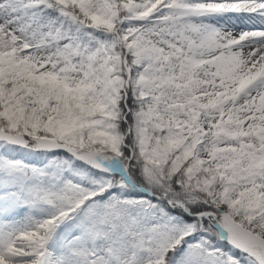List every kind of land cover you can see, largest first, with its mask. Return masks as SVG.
Wrapping results in <instances>:
<instances>
[{"label": "snow or ice", "instance_id": "6c2138e0", "mask_svg": "<svg viewBox=\"0 0 264 264\" xmlns=\"http://www.w3.org/2000/svg\"><path fill=\"white\" fill-rule=\"evenodd\" d=\"M0 264H264V0H0Z\"/></svg>", "mask_w": 264, "mask_h": 264}]
</instances>
